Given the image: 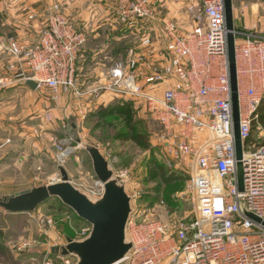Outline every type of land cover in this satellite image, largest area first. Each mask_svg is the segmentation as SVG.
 I'll return each instance as SVG.
<instances>
[{"label":"built area","instance_id":"obj_1","mask_svg":"<svg viewBox=\"0 0 264 264\" xmlns=\"http://www.w3.org/2000/svg\"><path fill=\"white\" fill-rule=\"evenodd\" d=\"M198 1L205 25L186 35L175 24H164L170 39L167 63L153 67L143 85L136 71L145 58L133 49L126 62H116L107 70L106 82L83 85L78 60L87 34L76 28L59 5L54 6L33 48L0 37V49L14 60L10 70L17 71L14 78L4 80L5 85L24 82L25 68L38 89H48L55 99L64 92L79 103L98 102L110 94L120 101L143 104L166 130L181 127L179 140L161 150V155L170 169L179 170V164L190 160L192 216L183 219L175 237L169 238L162 221L132 208L131 202L126 239L132 248L116 264H264V147L255 150L251 142L264 98V38L248 30L234 32L243 146L238 160L224 0ZM154 18L149 0H126L116 15L120 24L129 27ZM152 44L145 34L142 45L150 48ZM172 79L187 88L160 92L159 86ZM200 135L201 145L196 146ZM96 185L97 190L87 196L100 200L104 186L99 181ZM73 213L68 210L59 221L49 219L48 224L71 225L70 238L81 242L92 227L74 226ZM44 264L52 263L47 259ZM65 264H71L69 258Z\"/></svg>","mask_w":264,"mask_h":264},{"label":"rangeland","instance_id":"obj_2","mask_svg":"<svg viewBox=\"0 0 264 264\" xmlns=\"http://www.w3.org/2000/svg\"><path fill=\"white\" fill-rule=\"evenodd\" d=\"M193 3L195 5L189 1L190 21L196 18L203 26L205 20L201 8L196 2ZM112 20L129 36L128 47H120L113 54L115 57L119 54L125 56L132 46V29L120 24L116 18ZM146 22L133 26V29L140 27V38L148 33L141 29L143 25L148 26ZM133 37L138 39V34L135 32ZM3 51H0L2 77L6 75L4 65L14 63ZM94 69L92 67L87 74ZM16 74L15 71L14 76ZM90 78L96 77H86V81H92ZM42 91L46 97L48 95L53 102H57L58 98L55 99L48 89ZM60 95L57 109L52 104H46L40 110L24 108V137L20 126L11 130L13 150L20 154L23 148L18 139L23 138L24 154H20L21 158H16L6 169L0 170V197L58 183L62 180L61 168L66 170L70 183L77 190L91 196L97 190L98 179L89 150L97 148L109 162L114 178L125 186L132 208L145 211L150 218L162 221L167 226L168 237L174 238L179 223L191 217L194 211L193 201L188 194L191 166L190 160H187L179 164V170L168 168L161 150L179 140L181 127L173 126L166 130L143 104L132 100L113 101L99 106L96 103L87 108L84 103L74 106L64 92ZM119 102L125 103V111ZM42 110L44 115L41 117ZM262 116L264 98L251 140L255 150L264 147ZM3 137L0 134V139ZM201 141L200 135L195 145L200 146ZM63 208L59 199H52L31 214L15 216L0 209V264H44L47 259L52 264H65V259L53 256L50 249L64 244L65 237L72 235L71 225L60 223L50 227L48 224L49 219L59 221ZM74 226L84 228L87 225L77 219ZM69 259L71 264L78 263L76 256Z\"/></svg>","mask_w":264,"mask_h":264},{"label":"crops","instance_id":"obj_3","mask_svg":"<svg viewBox=\"0 0 264 264\" xmlns=\"http://www.w3.org/2000/svg\"><path fill=\"white\" fill-rule=\"evenodd\" d=\"M124 1L126 0H0V37L17 40L25 48H33L38 43L40 34L46 27L47 18L54 11V6L59 5L76 28L87 34V43L80 53L78 63L79 77L83 85H86V80L89 79L86 77H96L95 79L90 78L92 81L87 83L106 82L103 75L116 62H126L128 51L131 49L145 58L144 63L136 71L137 80L143 85L145 77L150 74L153 67L161 68L167 63L170 39L164 31V24L171 22L183 34H191L194 28L202 25L196 18L192 22L190 21L189 1L192 5H195L193 2H196L198 6L200 4L198 0H150L155 18L147 21L148 26L143 25L141 29L148 32L147 35L152 40V46L145 48L142 45L143 38H140V27L136 29L130 27L132 29V46L125 56L119 54L116 58L113 54L114 50L129 45V36L125 35L126 32H123L122 28L112 20L116 18L118 7ZM233 13L236 30L252 31L256 36L264 38V0H233ZM172 18H179V20L174 21ZM135 32L138 34L136 40L133 37ZM3 52L9 56L6 51ZM9 63L4 65L6 75L0 76V134L4 135L3 139H0V170L6 169L16 158H21L20 154H24V139H18L23 149H20V154L17 155V152L13 150L14 142L10 138L11 130L16 126H20L21 135L24 137V108L35 107L40 110L46 104H52L56 108L57 102H60L61 99L60 95L57 102H53L48 95L46 97L43 89L32 90L29 88L27 82L32 79L25 68L27 79L24 82L5 85V79L15 77V71L10 70L12 64ZM108 64L111 65L108 66ZM91 66L95 69L91 74H87L91 70ZM170 88L186 89L187 85L177 79H172L161 84L159 91L163 92ZM69 101L74 102V106L79 104L76 100ZM89 101H82V103L90 108L96 103L99 106L119 100L114 99L110 94H105L98 102ZM40 113L42 117L44 111L42 110ZM64 212L66 211L61 209L60 216ZM75 220H77L76 217ZM66 239L67 237H65ZM65 245L66 241L64 244L56 246Z\"/></svg>","mask_w":264,"mask_h":264},{"label":"water","instance_id":"obj_4","mask_svg":"<svg viewBox=\"0 0 264 264\" xmlns=\"http://www.w3.org/2000/svg\"><path fill=\"white\" fill-rule=\"evenodd\" d=\"M224 4L228 30V60L236 151L237 159L241 160L243 146L240 136L233 0H224ZM27 86L32 90L38 89L37 83L33 80H28ZM72 127L76 129L75 125ZM77 142L80 143V140ZM89 153L95 175L104 186V195L100 200H93L77 190L70 183L66 170L61 168L62 180L60 182L0 197V209L12 215L31 214L48 201L59 199L80 220L89 224L92 227V232L86 240L81 242H76L67 237L65 246H55L51 249L52 255L62 258L76 256L78 258L77 264H116L124 259L132 248L126 239V225L132 212V201L125 186L119 184V179L114 178V172L110 169L109 162L100 150L92 148ZM249 216L257 220L252 215Z\"/></svg>","mask_w":264,"mask_h":264},{"label":"trees","instance_id":"obj_5","mask_svg":"<svg viewBox=\"0 0 264 264\" xmlns=\"http://www.w3.org/2000/svg\"><path fill=\"white\" fill-rule=\"evenodd\" d=\"M119 103H122V102H119ZM123 104H125V103H122V106H123V107L121 106V107H122L121 109H122L123 111H125V106H126V105H123ZM261 119H262V123H264V116H262ZM135 139H136V138H135ZM63 206H64V205H63ZM64 208H65V209H68V208H66L65 206H64ZM64 208H63V209H64ZM68 210H70V209H68ZM75 215H76V214H75ZM75 217H76L77 219H79V217H78L77 215H76ZM79 220H80V219H79ZM70 237H71V236H70Z\"/></svg>","mask_w":264,"mask_h":264}]
</instances>
